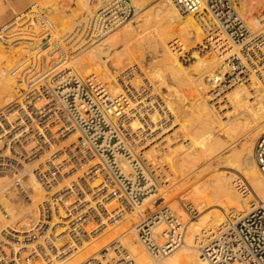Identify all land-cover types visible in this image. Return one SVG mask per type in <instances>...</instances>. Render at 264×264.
Masks as SVG:
<instances>
[{
    "label": "bare ground",
    "instance_id": "6f19581e",
    "mask_svg": "<svg viewBox=\"0 0 264 264\" xmlns=\"http://www.w3.org/2000/svg\"><path fill=\"white\" fill-rule=\"evenodd\" d=\"M109 1L97 0L98 6ZM139 1L150 0H133L139 15L135 20L142 22L138 24L140 28L128 21L106 33H95L92 28L96 10L91 7V0H76V11L61 7L65 13L61 19L50 14L59 12L58 7L38 6L43 12H40L41 21L45 23L44 16H47L52 35L65 42L60 43L59 49L66 52L67 48L75 53L63 59L59 68L70 69L74 65L90 77L93 88L97 87L98 100L105 107V119L111 124L120 123L123 132L134 142L135 149L129 153H116L113 170L121 167L124 177L131 181L133 192L139 189L138 176L143 173L146 183L140 190L147 196L141 206L132 205L126 198L131 193L126 194V186L123 187L120 179L106 181V194L102 169L97 166L95 191L92 196L85 195L80 205L93 207L98 213L101 207H106L107 215L114 218L113 223H108L101 213V223L92 219V223L85 225L86 231L96 230L94 235L88 234L87 239L77 243L70 231L73 225L77 227L81 223L60 219L55 214L48 219L43 213L46 189L38 184L34 173L22 168L17 174L31 201L21 192L11 197L6 188L7 176L0 174L3 207V211L0 209V264H131V261L135 264H212L203 257L205 245L227 232L245 214L264 208V175L255 156L258 138L264 135V17L247 21L255 34L261 32L252 42L255 54L252 67L240 45L227 40L212 25L210 17L182 14L176 0H157L159 4L149 9H138L136 2ZM32 4L20 12L13 8L16 13L13 22L4 23L0 28L2 110L14 102L25 103V93L33 91L17 78L22 64L20 57L41 56L49 51L38 54L29 41L27 34L40 29V21L33 13L40 14ZM245 6H240L242 12ZM56 23L62 24L61 36ZM104 57L113 58L112 66L116 70L110 68ZM236 59H241L242 65L236 67L233 64ZM135 61L138 67L141 65L140 71L133 68L128 72L127 67ZM143 61L151 62V73L144 68ZM242 68L252 72L249 78L232 79L226 84L212 81L218 74L234 73ZM142 78H150V82L140 84ZM43 102L33 103L39 114L45 112ZM18 107H14V116L19 115ZM32 128L41 130L38 123ZM17 132L23 136L20 128ZM35 145L31 143L28 148ZM45 159L41 155L30 169L37 168ZM76 176L72 177L76 179ZM70 181L67 188H54L51 192H59V198H75L77 190H69ZM158 183L164 186L160 194L155 193L159 190ZM162 197L166 200L164 206L157 212H149L153 201ZM60 216L66 217L62 209ZM173 217L181 225L176 230L169 227ZM141 231L152 234L146 240L156 241L160 246L177 232L182 235L178 245L159 256L139 240ZM53 237L64 246L56 255L55 250H43L46 241ZM67 244L71 245L65 247ZM103 250L109 251L104 255L106 258L101 255Z\"/></svg>",
    "mask_w": 264,
    "mask_h": 264
},
{
    "label": "built area",
    "instance_id": "2783aa9c",
    "mask_svg": "<svg viewBox=\"0 0 264 264\" xmlns=\"http://www.w3.org/2000/svg\"><path fill=\"white\" fill-rule=\"evenodd\" d=\"M176 4L182 14L210 17L212 25L225 34L227 40L240 45L246 61L254 67L255 54L251 47L256 34L249 28L242 15L239 0H176ZM36 10L39 14L40 12L43 14L39 6ZM33 14V17L40 21V29L37 30L38 32L32 31L31 34H27L30 37L29 41L33 44L34 51H39L38 54L46 49L49 51L41 56L31 54L20 57L22 64L17 78L20 82L25 81L26 86H29L27 89L33 88V91L28 90L25 93L24 106L14 102L11 106L0 109V174L7 176L9 185L6 188L11 192V197L15 198L17 193L21 192L27 200L31 201L17 174L22 168L26 169L27 173H34L38 184L46 189L43 213L49 216L48 219L55 214L60 219H73V222L77 220L81 223L77 227L73 225L70 231L71 237L79 243L82 238L87 239L88 234L94 235L96 232L93 228L86 231L85 225L92 223V219L101 223V213L106 216L110 224L114 219L107 215L109 211L106 207H101V213H98L93 207L83 208L80 205L85 195L92 196L95 191L93 183L98 177L97 166L102 169L106 194L107 180H123L126 194L131 193L126 198L134 206H137L136 203L142 205L147 196L140 190L146 183V177L143 173L139 174L137 183L139 189L133 192L131 181L124 177L121 167L113 170L112 165H115L117 161L116 153L124 155L129 153L135 148L134 142L130 136L126 135V132H123L120 123L111 124L105 119L103 114L105 107L98 100L99 96L97 97L95 92L97 87L93 88L89 81L90 77L80 76L73 68L63 70L59 68L63 63L62 60L70 57L71 50L66 48V52L64 50L62 52L59 49L60 43L65 42L62 38L52 35L51 30L48 29L50 22L47 16H44V23L41 21V14L40 16ZM136 15L137 9L131 0H110L96 11L92 28L96 31L95 33L113 32L120 24ZM242 63L241 59H236L233 64L237 67ZM251 74V71L242 68L234 73L228 71L218 74L212 81L226 84L232 79L239 81L245 77L249 78ZM32 94L34 96H31ZM42 101H45L42 107L45 112L39 114L33 103ZM16 105H19L18 116H14ZM84 106L86 108L82 109ZM36 123L40 124V131L32 128V125ZM19 128L23 131V136H18ZM31 143H36L32 149L28 148ZM117 144L121 147L120 149L116 146ZM41 155L46 157L44 162L37 168L30 169L32 162ZM255 156L264 175V135L257 141ZM96 160L100 163L96 164ZM74 174H77L76 179L72 177ZM68 180H71L69 190H77L75 198L71 200L67 198L68 196L59 198V192L56 194L51 192L54 188H67ZM5 197L8 196L5 195ZM103 202L108 203L106 198ZM0 209L3 211L2 205ZM61 209L66 217L60 216ZM40 217L42 219V216ZM85 220L87 222H84ZM171 220L173 221L169 227L172 230L181 227L178 218L173 217ZM181 235V232H177L176 236L164 241V246H160L156 241L146 240L152 238L153 235L150 233L141 231L139 238L147 244L154 255L160 256L178 245ZM70 245L67 244L65 247ZM63 248L64 246H60L53 237L46 241L43 250H55L56 255ZM74 248L77 249V247ZM202 254L212 264H264V208H257L245 214L227 232L207 243ZM131 264H135L134 261H131Z\"/></svg>",
    "mask_w": 264,
    "mask_h": 264
},
{
    "label": "rangeland",
    "instance_id": "374dc122",
    "mask_svg": "<svg viewBox=\"0 0 264 264\" xmlns=\"http://www.w3.org/2000/svg\"><path fill=\"white\" fill-rule=\"evenodd\" d=\"M32 1H33V4H32ZM46 1V2H45ZM59 1V2H58ZM76 0H0V9L2 8V11L5 13V15H3L2 13V11H0V28H2L5 24L7 25V24H10V22L12 23L13 22V20H14V16L16 15V13H15V11L17 10L18 12H20V11H22V10H24L25 8H27V6L26 5H29L30 3L32 4V6H38V4H42V5H48V6H50L51 4V6H50V8H52V9H56L57 7V9L59 10V12H57V13H59V14H57V13H50L51 14V16H53V15H55V16H57L58 17V19H61L64 15H65V13H63L62 12V8H65V9H75V11L77 10V3L75 2ZM132 1V3H133V5L135 6V2H133V0H131ZM159 1H161V0H158V2ZM241 3H243V4H245L246 6L244 7V10H243V16H244V18H246V21H248L249 20V18H252V17H257L258 19H262L263 17H264V0H239ZM67 2V3H66ZM140 2V1H139ZM136 2V4H138L139 5V8L138 9H149V8H151V7H155L154 5H158L159 3L157 2V0H150L149 2ZM143 3H145V4H143ZM158 3V4H157ZM257 3H259L258 5H257ZM30 4V5H31ZM36 4V5H35ZM50 4V5H49ZM70 4V5H69ZM93 4V5H92ZM243 4H241V5H243ZM29 5V6H30ZM56 5V6H55ZM67 5H69V7L67 8ZM91 7L93 8V10L95 11H97L98 9L97 8H101L102 7V5H104L103 3L101 4V7H99L100 6V4H98V2H97V0L95 1V0H91ZM97 6V7H95V6ZM99 5V6H98ZM8 6V7H7ZM28 6V7H29ZM96 8V9H94V7ZM3 7H5V8H3ZM16 7V8H15ZM62 7V8H61ZM71 7V8H70ZM6 8H7V10H6ZM13 8H15V11L13 10ZM52 9H50L51 11H52ZM6 10V11H5ZM95 11V12H96ZM2 12V13H1ZM7 14V15H6ZM3 16H5L4 18H2ZM10 17V19H12V20H10L9 19V17ZM139 15H136L135 17H133L132 19H129V20H127L123 25H125V24H127L128 23V21H132V23L133 24H135V26L137 27V28H140L141 27V21H139V20H135V19H137L136 17H138ZM60 17V18H59ZM4 20H6V21H4ZM138 21V22H137ZM5 23V24H4ZM4 24V25H3ZM57 24H59V23H56L55 24V26H57L58 27V30L60 31V35L59 36H61V34H62V30H61V28H62V24L60 25H57ZM138 24H141V25H138ZM263 24H264V21H263ZM3 25V26H2ZM259 33H261V32H256V34H259ZM73 54H75L74 52H72L71 51V56L70 57H72V55ZM144 58H146V57H144ZM143 58V59H144ZM106 59V61H107V64L110 66V68L111 69H113V70H116V69H114V67L112 66V61H113V58H109V57H104V60ZM144 60H146V59H144ZM151 61V60H150ZM138 63V62H137ZM137 63H136V61H135V63L133 62V64H132V66L131 67H127V71L128 72H130V71H132L133 70V68H135L134 70L135 71H140V68H141V65L138 67V65H137ZM151 62H149L148 64L146 63L145 64V61H143V64H145V66H144V68H147L148 70L147 71H149V73H151L152 71L150 70V66H151V64H150ZM150 65V66H149ZM72 68L80 75V76H82V77H87V75H83L81 72H80V70L78 69V68H76L74 65L72 66ZM122 72V71H121ZM118 74H120V71L118 72ZM118 74H116L115 73V75L117 76ZM142 77H144V75H142ZM118 78V77H117ZM145 81H144V80ZM148 80H150V78H142V82H140V84H143L144 82L145 83H149L150 81H148ZM120 82H122V81H120ZM152 82V81H151ZM123 88L126 90V88L123 86ZM163 88H161V94H163ZM173 120V119H172ZM260 138V137H259ZM259 138H258V140H259ZM257 144V143H256ZM135 149V148H134ZM137 154H138V152H137ZM163 185V184H162ZM162 185H159V183L157 184V187H158V189L159 190H157L155 193H157V194H160V191L162 192L163 190V187L164 186H162ZM160 188H162V189H160ZM146 197V196H145ZM166 200L162 197V198H159L157 201H153V204H154V206H153V208L152 209H150L149 210V212H157L158 210H160L164 205L163 204H165L164 202H165ZM189 204H191V203H189ZM192 205V204H191ZM141 206V205H140ZM149 206V205H148ZM194 213H195V211H194ZM133 224H134V226L136 225L135 224V220H132L131 221ZM105 239V238H104ZM104 239L102 240V242L104 241ZM139 240H140V238H139ZM109 251L108 250H103L102 252H101V255H105V254H107ZM104 258H106V256H104ZM85 264H88V263H85Z\"/></svg>",
    "mask_w": 264,
    "mask_h": 264
}]
</instances>
